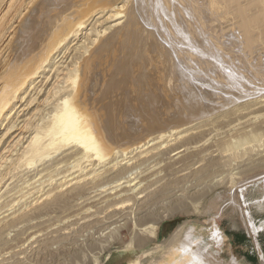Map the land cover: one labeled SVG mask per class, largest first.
Here are the masks:
<instances>
[{"label": "bare ground", "instance_id": "6f19581e", "mask_svg": "<svg viewBox=\"0 0 264 264\" xmlns=\"http://www.w3.org/2000/svg\"><path fill=\"white\" fill-rule=\"evenodd\" d=\"M239 1L0 0V198L13 177L57 172L61 164L70 172L47 189L14 192L33 198L1 217L0 246L8 243V228L36 212L86 215L92 207L107 232L89 239L91 255L77 253L68 263L89 264L98 251L124 242L123 230L126 250L141 247L160 223L157 205L166 199L168 206L195 203L222 187L240 208V167L223 168L264 147L262 136L239 133L219 156L210 149L219 145L202 142L215 124L260 104L215 95L222 85L236 88L243 74L264 84L262 57L243 53L262 43L254 31L264 21V0ZM254 4L258 14L250 10ZM198 81L206 89L198 90ZM256 165L264 167V156ZM187 169L202 187L176 195L183 179L177 175ZM89 201L95 204L86 209ZM211 228L218 245L223 237Z\"/></svg>", "mask_w": 264, "mask_h": 264}, {"label": "rangeland", "instance_id": "374dc122", "mask_svg": "<svg viewBox=\"0 0 264 264\" xmlns=\"http://www.w3.org/2000/svg\"><path fill=\"white\" fill-rule=\"evenodd\" d=\"M242 1L245 0H240L239 2ZM250 10L258 14L261 8L257 4H254V7H252ZM262 20L263 19L256 23L254 31L262 38V41H260L262 43H257L254 45V48L251 49V51L245 49L243 53H249L250 56H252V59H255L256 57L260 59L262 57L261 59L264 61V21ZM226 25L227 24H224L223 28ZM228 31L229 30L224 31V34L226 35L224 36V39H226V33H229ZM219 69L222 70V68ZM200 83L201 82H199V86L201 87L198 86L197 89L203 91L206 89V85H203L202 87V84ZM212 86H215V88L212 89L214 91L217 87L215 84H212L211 87ZM222 86V89H216V91H219L216 92V94L214 93L215 91H207L212 94L214 93L217 96L223 97L225 100L232 101L234 104L251 102L248 104L250 105L252 104L253 100L255 102H260V104H256L255 106L249 108L245 113L243 112V117H232L229 118V120L226 119L223 121V123H225L224 125L223 123L215 124L216 126L214 125L213 129L214 132H217H210L212 134L209 133V135L207 133V136L203 137L204 140H202V142L205 140L208 141L206 142L208 146H220L218 149L216 146L210 147L214 153L213 155L216 156L220 154V149L224 150L226 145L231 143L233 137L238 136L239 133H255L256 131V133L262 136L261 139L264 140V84L258 82L250 83V79L248 78L247 74H243L236 79V88L232 89V87H230L231 85L228 86L227 84ZM228 87H230L229 89H232V91L228 90ZM246 88L249 89V91ZM225 93L229 98L226 97ZM252 93H254V96ZM248 94H251V96H248ZM234 95L237 97V99ZM238 97H242L240 100L244 102H240ZM245 100L250 101L245 102ZM232 105L227 106V111L229 108L231 109V107H233ZM239 107L245 106L240 105ZM218 112L217 114H219ZM214 116H216V113L213 115V117ZM232 141H234V139ZM249 145L255 146L256 144L250 143ZM258 147L259 146L256 145L255 148L257 149L254 148V151H252L251 154H239L240 156L238 155L237 158L228 161L227 166L224 167L225 169L223 168L224 171H229L234 167H240L238 170H241V176L243 179H245L240 183L241 186L239 188L241 191H239V189L237 190L240 193V202H238L239 204L241 203L240 208L237 206V204L235 208L232 207L234 205H230L231 200L228 199V190L222 187H217L210 191L211 193L207 194L208 196L205 198V200L198 202L196 201L195 203L194 201H190L189 203V200H186L184 202H187V204H184L183 202L182 205H179L180 207L178 205L168 206L171 202V199H166L157 205L158 213L160 212L159 216L161 215L162 217L160 223L155 226L153 231L144 240V243L141 247H132L133 249L131 250L142 251L143 249H148L152 244H160L183 223H189L192 225L194 224L198 228H203L205 239L208 240L207 237L210 230L212 229L211 226L216 225L218 233L220 232L219 236L221 238L223 236L225 237L224 244L222 245L219 252V256L224 262L229 263L232 259H234L238 264H264V167L256 165L257 161L262 159L264 156V147ZM215 149L217 150L215 151ZM223 154L225 155V153ZM226 154H229V152H226ZM253 161L254 163H252ZM197 165L198 164H196L194 168H197L200 164L198 166ZM56 168L61 170H58L57 172H51V170L55 169L54 167V169H50L48 172L39 174L34 178H27L29 182L27 179L23 180L16 177H13V179H8L5 184H10V186H8V190L6 191L7 193L3 194V196L0 198V219L2 216L17 210L19 207L21 208L23 204H26L33 198L29 197V194H25L24 197H21L19 196L21 195L19 192L14 195L16 190H22V193H24L26 190L33 187L34 189L32 191H39V189L42 188L47 189L50 185L54 184L52 181L70 173L64 171L67 170L64 164L58 165ZM190 169H192V167ZM218 170H216L217 174L215 172L216 175H219L220 172L222 173V171L219 170L220 172H218ZM186 171L188 173H185ZM180 174L183 176L180 177ZM29 175L31 176L33 173ZM177 176H179L181 179L183 177L184 180L182 179L183 183L181 182V184L177 187L178 189H176L179 191L176 192L175 190L176 195H181L183 192L180 190L185 189V191L188 193L187 197H189L191 193L193 194L197 191L198 187H202L201 182L198 183V181L196 182L194 180V177L192 176L189 169L181 171ZM25 177L27 176L25 175L23 178ZM220 178L221 176L218 177V179ZM209 185L215 184L209 183ZM13 187H16L17 189L14 190ZM226 195L228 196L225 197ZM26 196H28V200ZM216 197L219 198L214 201V205H209L210 202ZM90 202L92 201L88 202L89 204L86 206V209L95 204ZM170 207L172 209H168ZM94 209L95 208L91 207L89 214L87 213L86 215L81 214L83 211L70 215L68 214L70 212L68 210L51 211L45 215H38L40 212H36L37 216H32V218L30 217L27 222L25 221L23 223L17 224V226L8 228L10 231L8 243L5 245L6 247L0 246V252L3 253V255L0 253V255H2L0 258V264H68L74 259V256L77 253L82 252L87 256L91 255V248L88 247L91 242L89 239L93 236H98L100 232L106 233L107 230H102L108 224L100 223L98 221L96 222L97 218L96 216H92L93 213L91 212ZM167 212L169 215H167ZM103 216L104 214L100 215L99 217ZM242 218L246 219L248 224L250 223L251 226L249 227V225L244 224ZM99 224L102 225L99 226ZM121 234V236H123V241H128V237L124 230L121 232ZM224 237L221 239V242L224 240ZM29 238L34 239L32 241ZM124 242L113 244L108 249H105V251H98L96 254H94L96 260L89 264H104L108 255H110V258H114L113 261L118 260V257L124 255V252L122 251H131L126 250ZM41 249H44L42 250L44 252H42ZM105 264L112 263L107 262Z\"/></svg>", "mask_w": 264, "mask_h": 264}, {"label": "water", "instance_id": "95a60500", "mask_svg": "<svg viewBox=\"0 0 264 264\" xmlns=\"http://www.w3.org/2000/svg\"><path fill=\"white\" fill-rule=\"evenodd\" d=\"M179 227L180 229H178ZM211 236V232H209L208 240H206L203 228L185 223L183 227L181 225L178 226L160 244H152L148 249H143L142 251H122L124 255L118 257L116 261H113L114 258H110V255H108L105 263L180 264L186 258L195 257L193 264H238L234 259L229 263L224 262L219 256L225 237L222 235L224 240L216 245ZM205 257L208 259L205 260Z\"/></svg>", "mask_w": 264, "mask_h": 264}]
</instances>
